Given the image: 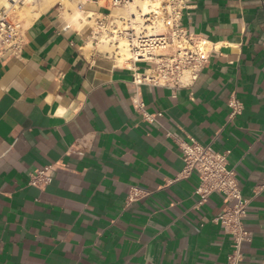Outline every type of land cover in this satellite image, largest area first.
<instances>
[{"label": "crops", "instance_id": "1", "mask_svg": "<svg viewBox=\"0 0 264 264\" xmlns=\"http://www.w3.org/2000/svg\"><path fill=\"white\" fill-rule=\"evenodd\" d=\"M75 1L34 0L21 51L0 58V264H228L224 197L202 200L182 172L189 138L230 151L248 200L240 264H264V0L192 1L182 24L209 58L176 90L134 85L151 63L90 46L104 0ZM133 99L162 115L144 120ZM53 163L49 185L28 184Z\"/></svg>", "mask_w": 264, "mask_h": 264}, {"label": "built area", "instance_id": "2", "mask_svg": "<svg viewBox=\"0 0 264 264\" xmlns=\"http://www.w3.org/2000/svg\"><path fill=\"white\" fill-rule=\"evenodd\" d=\"M20 1V0H19ZM18 1V2H19ZM133 0H104V10L94 17L91 26L92 45L98 46L100 37L115 46L113 54L122 43L127 47L129 63H151L143 71L133 74L134 85L166 87L176 90L192 85L208 62L210 43L196 33L190 32L182 24L184 12L193 0H148L150 12L143 21L132 18H120L121 23L113 20L112 9L125 7ZM13 7L0 10V58L17 56L22 48V23L13 15ZM88 18L95 14L89 13ZM68 27V25L66 26ZM110 55V53L105 52ZM112 56V55H111ZM134 107L144 120L152 122L162 112L149 113L145 105L133 99ZM233 111L240 109L239 104L232 105ZM85 138L78 139L72 149L85 148ZM183 160L182 172L197 174L198 185L195 193L202 200L212 193L224 197L225 206L214 218L221 228L231 235L232 249L227 255L228 264H240L243 258L242 244L248 240L249 233L244 228L248 200L242 194L235 170L228 165L229 150H215L210 144H202L194 138L180 143ZM56 163L45 165L29 173L28 184L44 189L53 179ZM140 196L135 188L129 190L128 199Z\"/></svg>", "mask_w": 264, "mask_h": 264}, {"label": "bare ground", "instance_id": "3", "mask_svg": "<svg viewBox=\"0 0 264 264\" xmlns=\"http://www.w3.org/2000/svg\"><path fill=\"white\" fill-rule=\"evenodd\" d=\"M41 1L43 2V0H41ZM61 1L63 3H65L66 5H68L70 2V1L68 2V0H61ZM84 1L85 0H76L74 2V4H72V7L73 6L77 7L78 4H82ZM17 2H18V0H10V1L5 0L4 6H5V8L13 7L14 9H16V7H18ZM28 2H29V5H27ZM33 2H34V0H25L24 1L25 5L23 7H24V10L26 9V12L28 15H32L33 17H35L38 14V11H34V13H33V9L35 10V5L33 4ZM14 9H13V11H14ZM150 9H151V6H150V2L148 0H133L132 2H130L125 7L113 8L111 14H112L113 20L119 24L121 23L120 18H122V17L129 18V19L132 18L134 20V22H136V21L145 20V17L149 14ZM39 12H40V10H39ZM91 43H92V39L90 38V40H89L90 46H91ZM98 48L103 52L110 53V55H112V57H114V58H116V56H117L120 64L127 63L128 65L131 66V63H129L130 53H129L127 47L124 46L122 43L119 45V50L116 51V54H113L115 46L113 44H110L107 40H104L103 37L101 36L100 40L98 42Z\"/></svg>", "mask_w": 264, "mask_h": 264}, {"label": "rangeland", "instance_id": "4", "mask_svg": "<svg viewBox=\"0 0 264 264\" xmlns=\"http://www.w3.org/2000/svg\"><path fill=\"white\" fill-rule=\"evenodd\" d=\"M19 1V0H18ZM24 1L25 0H20L19 2H17V6L16 9H12V13L13 15L22 23L23 27L25 26L23 20L25 19V16L23 15V12L26 11V9L24 10ZM27 5H29V2L27 3ZM146 66H150V65H146Z\"/></svg>", "mask_w": 264, "mask_h": 264}]
</instances>
